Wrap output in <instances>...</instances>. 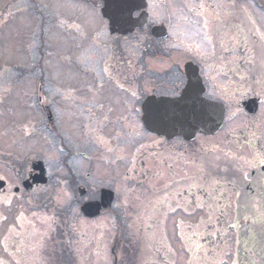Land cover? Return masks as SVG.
Listing matches in <instances>:
<instances>
[{
  "label": "rangeland",
  "instance_id": "374dc122",
  "mask_svg": "<svg viewBox=\"0 0 264 264\" xmlns=\"http://www.w3.org/2000/svg\"><path fill=\"white\" fill-rule=\"evenodd\" d=\"M7 1L10 2L3 0L0 5V63L3 65L0 178L8 180L7 188L0 191V264H63L65 259L56 247L52 248L51 240L57 224L63 222L61 215L66 213L63 219L67 224L68 243L72 247L70 253L73 257L71 260L65 255L67 264H114L116 256L118 264H226L231 260L233 243L223 224L214 219L204 222L201 218L200 222H189L181 210L176 211L173 207L175 204H168L173 199L159 207H165V210L154 211L157 208L154 199L149 207L141 209L143 201L140 202L138 198L147 195V192L136 178L132 180L135 186L129 191L115 192L113 210L125 214L119 221L115 218V223L107 214L97 217L99 221L96 222L82 220L79 209L76 206L70 208L66 203L65 193L50 186L34 189L27 198L13 194V187L17 185L12 173L14 156L18 157L15 163L22 167L40 158L44 162H51L53 169L56 157H48L44 143L45 109L48 107L53 122H72L62 114L61 106L66 87L77 86L92 76L91 57L84 58L94 54L96 60L104 62L116 56L119 64L112 68L100 67L98 71L123 70L136 61L135 55L140 54L138 42L145 31L117 37L119 40L113 41L112 47L107 48L101 43L108 39L106 23L99 15L101 6L91 4L98 0H87L91 3L14 0L13 4H7ZM200 4L224 5L218 9L221 16L219 22L226 19L228 22L224 30L228 28V31L221 30L217 36L211 25L218 21L209 17L207 31L212 37L211 43L204 41V29L200 27L204 20V17L197 16ZM183 5L194 9L195 13L188 14L185 12L188 10H181L170 25V39L161 44L155 43L167 54L158 55L156 68L158 64L164 70L182 68L186 61L192 60L209 75L210 72L222 71L225 63L241 70L245 69L244 66L254 65L246 50H242L243 46L236 36L237 29L233 25L236 22L239 25L243 15L248 29L253 27L264 33V0H195L189 5L185 0H177L173 13H177ZM225 13L230 15L225 17ZM97 28L101 29L98 34L102 44L100 47L93 43ZM78 45L83 49H78ZM80 60L83 62L80 63ZM43 192L47 194L41 197ZM124 193L126 197H123ZM150 209L152 212H148ZM203 213L204 209H198L196 215ZM111 215L114 216L112 212ZM193 219L198 220L197 217ZM120 223L122 227L118 226ZM118 230L129 244V259L126 262L122 258L128 255H124L122 250L118 252L115 249V255L111 256L112 243ZM205 230L210 233L204 235ZM143 244L149 245V254L140 250ZM160 259L164 262H158Z\"/></svg>",
  "mask_w": 264,
  "mask_h": 264
},
{
  "label": "flooded vegetation",
  "instance_id": "af4514ba",
  "mask_svg": "<svg viewBox=\"0 0 264 264\" xmlns=\"http://www.w3.org/2000/svg\"><path fill=\"white\" fill-rule=\"evenodd\" d=\"M146 1L148 21L143 28L145 35L138 42L142 52L147 50L148 38L155 42L170 39V25L181 10L194 13V9L185 5L173 13L177 0ZM185 1L189 5L195 0ZM161 24H165L167 30L164 39L157 38L158 32L153 28ZM100 30L95 29L93 34L96 47L104 43L111 48V43L119 40L118 36H108L100 43ZM236 34L242 50H246L254 65L244 66L243 70L234 66L237 69L209 75L199 71L204 96L221 101L225 113L216 135H197L193 141L168 139L148 132L141 118L144 96L167 94L173 97L180 93L186 82L181 70L174 68L171 72L162 69L160 64L156 68L154 56L141 54L135 55L136 61L123 70L98 71L100 67L112 68L119 64L117 57L103 62L96 60L95 55H87L86 59L91 57L93 64L92 76L77 86L66 87L61 106L62 114L72 122H52L46 107L49 120L44 130L46 152L50 159L56 157L53 169L51 162L45 163L48 184L54 190L63 191L66 203L78 208L99 200L102 189L129 190L133 178L139 179L147 192L141 199L145 206L153 199L178 191L177 200L193 208L186 212L189 219L197 217L198 222L200 218L204 222L214 219L229 232L233 248L231 260L226 264H264V166L260 164V159L264 158L261 155L264 152V71L260 68L258 53L248 40L249 35L245 34L243 19ZM255 39L252 36V40ZM2 71L0 63V103ZM169 74L170 77L165 78ZM249 99L257 101L253 114L245 109ZM1 131L0 128V146ZM245 161L249 163L246 165ZM32 163L24 168L17 164L12 166L17 184L13 190L21 196L26 194L22 185L33 173ZM253 164L255 167L251 166ZM240 168L247 174V180L238 178ZM2 180L8 184L6 178ZM38 187L41 186L33 188ZM198 209H204V213L196 215ZM121 244L120 249H124L126 242L121 240Z\"/></svg>",
  "mask_w": 264,
  "mask_h": 264
},
{
  "label": "water",
  "instance_id": "95a60500",
  "mask_svg": "<svg viewBox=\"0 0 264 264\" xmlns=\"http://www.w3.org/2000/svg\"><path fill=\"white\" fill-rule=\"evenodd\" d=\"M102 15L108 19L111 33L125 34L142 24L132 18L134 10L143 5L142 0H103ZM187 84L181 96L175 99L148 97L143 105V120L146 128L167 137L182 136L194 138L196 133L214 134L221 126L223 108L220 103L211 102L202 97L203 87L197 74V67L188 63L184 67ZM253 104L249 105L253 109ZM159 113H164L163 119ZM40 174L34 181L45 183L42 163L34 166ZM3 183H0V188ZM26 188L30 187L25 184ZM113 200L112 192L103 190L101 200L85 204L81 210L87 216H94L101 208H108Z\"/></svg>",
  "mask_w": 264,
  "mask_h": 264
},
{
  "label": "snow or ice",
  "instance_id": "6c2138e0",
  "mask_svg": "<svg viewBox=\"0 0 264 264\" xmlns=\"http://www.w3.org/2000/svg\"><path fill=\"white\" fill-rule=\"evenodd\" d=\"M236 5H231V7H235ZM224 7L222 4H216V5H207L200 4L199 8L200 11L197 13V16L204 17L203 24L200 25L202 29H204V41L207 43L212 42V37L209 35L207 29L210 26L209 17L214 18L217 23H214L211 25L212 31L219 36L220 31L224 28L225 24L228 22L226 19L224 22L221 21V16L218 12V9ZM230 15V13H225V17ZM199 23V21L197 22ZM233 28H238V26L233 25ZM251 35L248 37V40H251L256 52L258 53L260 57V68L262 71H264V33L259 32L258 30L252 29L250 30ZM252 36H255L256 39L252 40ZM199 47V45H198ZM135 95V93H133ZM159 118L163 119L164 113H159ZM262 156H264V152L261 153ZM241 159H243L241 157ZM249 162L245 161V164L247 165ZM261 166H264V158L260 159ZM252 167H255V165H251ZM237 173H239L238 178L242 180H247V174L243 171L242 168L237 169ZM237 173H232L233 175H236ZM211 174V173H210Z\"/></svg>",
  "mask_w": 264,
  "mask_h": 264
},
{
  "label": "trees",
  "instance_id": "16d2710c",
  "mask_svg": "<svg viewBox=\"0 0 264 264\" xmlns=\"http://www.w3.org/2000/svg\"><path fill=\"white\" fill-rule=\"evenodd\" d=\"M63 233H65L63 227L59 226V228L57 229V233L55 234V240L56 239L58 240V238L60 240H62L63 235H64ZM63 240H64V238H63ZM53 243H54V241L52 242V244ZM65 251H66V255H68L67 257L70 259V249H69L68 243L66 244Z\"/></svg>",
  "mask_w": 264,
  "mask_h": 264
}]
</instances>
